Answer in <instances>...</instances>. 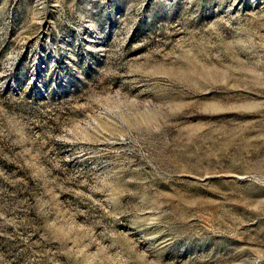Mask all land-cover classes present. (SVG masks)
I'll return each mask as SVG.
<instances>
[{"label": "rangeland", "instance_id": "rangeland-1", "mask_svg": "<svg viewBox=\"0 0 264 264\" xmlns=\"http://www.w3.org/2000/svg\"><path fill=\"white\" fill-rule=\"evenodd\" d=\"M0 264H264V0H0Z\"/></svg>", "mask_w": 264, "mask_h": 264}]
</instances>
